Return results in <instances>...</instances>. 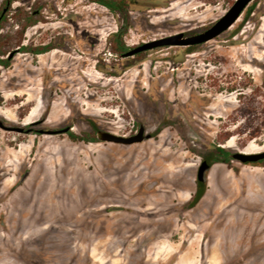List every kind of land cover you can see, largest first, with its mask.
I'll use <instances>...</instances> for the list:
<instances>
[{
	"label": "rangeland",
	"instance_id": "1",
	"mask_svg": "<svg viewBox=\"0 0 264 264\" xmlns=\"http://www.w3.org/2000/svg\"><path fill=\"white\" fill-rule=\"evenodd\" d=\"M138 1L124 35L131 48L199 32L235 2ZM32 11L41 20L19 43L16 13ZM120 24L87 0L11 4L0 58L22 43L48 51L20 50L0 64V118L9 126L35 124L29 132L0 127V264H264V161L215 162L192 204L199 165L216 147L264 150V0H252L207 42L142 56L111 50ZM53 105L68 113L61 123L47 122ZM141 125L150 137L129 145L47 133L72 126L80 136L97 128L131 135ZM57 148L60 160L72 159L71 171L84 175L61 176L59 194L52 188ZM29 165L34 189L18 191ZM52 206L60 209L57 220Z\"/></svg>",
	"mask_w": 264,
	"mask_h": 264
},
{
	"label": "water",
	"instance_id": "2",
	"mask_svg": "<svg viewBox=\"0 0 264 264\" xmlns=\"http://www.w3.org/2000/svg\"><path fill=\"white\" fill-rule=\"evenodd\" d=\"M252 0H235L233 5L227 10V12L216 20L211 26L195 33L186 34L184 32H179L171 34L168 36L160 37L150 41L143 42L139 45H136L129 50H127L123 56H132L139 54L141 52L162 47V46H191L198 45L204 42H207L210 39H213L226 31L230 26H232L238 18L241 16L245 8L249 5ZM7 10V7L3 9L2 14ZM14 54L12 51L9 56L11 57ZM1 125V123H0ZM72 127H66L62 129L48 130L47 133H64ZM18 130L22 128H17ZM150 137V134L146 133L145 127L141 125L136 133L131 135H120L112 131L99 129L96 132V138L98 141H107L118 144H133L141 142L146 138ZM232 158L238 160L242 163L248 162H259L264 160V150L255 151V152H245V151H236L232 153ZM210 165L207 160H203L198 168L197 178L199 181H204L206 179V174Z\"/></svg>",
	"mask_w": 264,
	"mask_h": 264
},
{
	"label": "trees",
	"instance_id": "3",
	"mask_svg": "<svg viewBox=\"0 0 264 264\" xmlns=\"http://www.w3.org/2000/svg\"><path fill=\"white\" fill-rule=\"evenodd\" d=\"M15 0H3L2 7L0 8V29L2 28L4 21L7 17L8 11L10 9L11 4ZM90 2L99 3L102 6H105L107 9H109L112 13L116 14L121 24L116 32L112 34L109 41V46L111 50H113L115 53H117L120 56H123V54L129 50L131 47L127 45V43L124 40V35L129 28L130 21H131V8L138 4V0H87ZM7 7V10L2 14L3 9ZM17 19L20 21L21 26L17 31V39L18 42L21 43V40L23 39V35L25 30L31 26L37 23L39 20H41V17H35V12H17L16 13ZM6 37L0 35V55L3 54L2 47L6 44ZM24 51H32L35 53L43 52L45 49L43 47H36L32 48V46L24 45L23 49ZM143 52L139 53L140 56H142ZM0 64L7 65L8 60L4 58H0ZM70 137L73 140H86V141H96V137L94 135H85L80 136L71 131L69 133ZM212 157H214V160L221 161L225 163H230L232 160V153L225 149L224 147L218 146L214 149V151L211 154ZM210 156V157H211ZM248 164H257V162H248ZM198 191L196 195L193 197L192 204H195L204 194L206 189V182L199 181L198 180Z\"/></svg>",
	"mask_w": 264,
	"mask_h": 264
},
{
	"label": "flooded vegetation",
	"instance_id": "4",
	"mask_svg": "<svg viewBox=\"0 0 264 264\" xmlns=\"http://www.w3.org/2000/svg\"><path fill=\"white\" fill-rule=\"evenodd\" d=\"M37 16V12H36V14H35V17ZM24 45H26V44H24V43H22V45H18L17 46V48L14 50V54L10 57L9 55H8V59L7 60H10V59H12L20 50H22L23 49V46ZM27 46H29V45H27ZM36 47H40V46H32V48L34 49V48H36ZM41 47H43L45 50L43 51V52H40V53H35V52H32V51H29V52H32L33 54H41V53H44V52H46V51H48L47 50V47L46 46H41ZM59 50H53L49 55L51 56V57H54L56 54H57V52H58ZM1 56V55H0ZM40 57H42V55H40ZM75 65V70H74V72H81V68H80V66L78 65V64H76V63H74ZM69 65H70V63H68V65L67 66H63V67H57V69H55V73H56V75H58L59 77H60V74H64V72L62 71V69L61 68H64V69H67V68H69ZM72 68V67H71ZM71 70V69H70ZM56 79H58V77L56 78ZM68 116V113H62L61 111H60V109L59 108H57L56 106H54L53 105V107H52V110H51V113H50V116H49V118L47 119V122H50V123H61L63 120H64V118H66ZM0 123H1V125H0V127H3L4 129H7V130H16V131H21V132H29V131H33L34 129L33 128H31V126H35V124H34V122H32V125H30V126H28V127H17V126H9V125H6V123L0 118ZM66 127H68V126H63V127H61V128H59V129H62V128H66ZM69 127H72V126H69ZM17 128H22V129H20V130H18ZM71 129V128H70ZM70 129H68L66 132H64V133H71V131H70ZM100 128H97V129H95V131H94V133L92 134V135H94V136H96V132L99 130ZM39 131H42V130H39ZM42 133H43V131H42ZM56 134H59V133H56ZM56 154H55V158H56V164L54 165V170L52 171V178H53V184H54V186L52 187V188H54V189H56V192L59 194V192L60 191H62V187L60 186L61 184V182L59 181V179H60V177L61 176H63V177H65V176H72V177H74V178H76L75 176H79V178H82L83 179V176L84 175H77V171L75 170V171H71V165H72V163H73V160L72 159H69V161L68 162H66V161H64V160H60V155H62V156H64V154L63 153H61V150L60 149H55V151H54ZM203 160H207L208 161V163H209V165H210V168L208 169V171L211 169V167H212V165L215 163V162H219V161H216V160H214V157H210V156H207V157H205ZM202 160V161H203ZM264 160H261V161H259V162H263ZM25 162V161H24ZM22 166H24V165H22ZM29 167H30V165H29ZM30 170H31V172H30V176H29V178L27 179V181L23 184V186L18 190V191H20V190H25V189H27V188H30V189H34V187H32V185L34 184V183H32V182H34L36 179H35V175L33 176V169L30 167ZM208 171H207V173H208ZM71 172H73V173H71ZM207 175V174H206ZM86 177H84L85 179L88 177L87 175H85ZM66 178V177H65ZM71 178V177H70ZM75 180L76 179H74V181H69L68 182V184H70V183H74L75 182ZM38 181V180H37ZM36 181V182H37ZM38 183H39V181H38ZM38 183H35V184H37V188L38 189H36L37 191H40V192H42L41 194H43V193H45L46 194V192L44 191L45 189H41V187H42V185H40V184H38ZM41 184H44V182L43 183H41ZM35 187V188H36ZM11 186L9 187V190H8V192L11 190ZM44 195V194H43ZM32 197L30 196L29 197V199H31ZM69 200H71V198H69ZM43 204H45L44 202H43ZM42 204V206H44ZM37 205V209H38V212H39V214L40 215H43L44 214V209H43V207H41L40 205L41 204H36ZM35 205V206H36ZM71 205H72V203H69V208L67 209V211H69L68 212V215L67 216H72L73 215V213L74 212H72V210H73V208H71ZM53 208L51 209V211H52V215H55L56 217L53 219V220H57L58 218H59V214H60V212H59V208L58 207H54V206H52ZM38 212H36L35 210H34V213H32V216L35 214V213H38ZM64 214V213H63ZM66 214H67V212H66ZM66 214H64L63 215V217H66L65 215ZM41 222V221H40Z\"/></svg>",
	"mask_w": 264,
	"mask_h": 264
}]
</instances>
